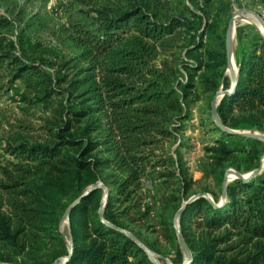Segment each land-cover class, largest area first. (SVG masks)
Returning <instances> with one entry per match:
<instances>
[{"label": "rangeland", "instance_id": "obj_1", "mask_svg": "<svg viewBox=\"0 0 264 264\" xmlns=\"http://www.w3.org/2000/svg\"><path fill=\"white\" fill-rule=\"evenodd\" d=\"M134 4L156 14L160 20L179 17L188 19L191 25L177 27L158 47L157 65L170 76L179 98L183 97L179 109L170 112L167 125L170 137L159 140V149L155 151L158 155L155 159L166 160V166L150 170L141 179L140 188L112 208L114 221L152 250L162 264H189L190 259L184 261L178 238H174L181 207L201 193L220 202L226 174L229 184L235 179L234 172L246 176L257 168L260 170L255 175L264 171V139L220 140L222 134L216 130L211 116L215 93L231 89L237 75L232 58L228 67L225 46L221 45L229 20L245 9L257 14L264 23V0H0V16L10 22L0 32L14 42V52L23 61L47 71L55 80L65 79L54 83L56 89H64L63 93L59 90L50 98L38 101L41 92L28 88L21 80L11 82L9 74L0 68V179L7 181L5 170L15 177L16 165H26L12 155V146L18 145L17 141H41L57 129L65 128L64 135L82 139L83 143L65 148L62 161H54L28 178L46 201L52 200L53 195L60 196L63 211L58 215L59 238L51 244L48 240L45 243L46 239H37L22 253L0 242V264H63L69 251L70 231V220L64 213L84 193H73L80 184L76 183V176L86 184L85 190L93 185L105 186V189L97 187L101 189L99 204L90 206L99 210L106 195L104 211L109 196L115 194V186L128 174L116 150L101 143L84 156L96 163L93 168L97 178L74 168L71 160L81 146L87 141L98 143L105 132L97 115L79 122L70 121L72 128L66 130L72 119L66 112L91 105L83 86H69V82L83 77L82 70L87 66L80 58L82 50L76 29H95L96 9H125ZM236 19L232 26L233 52L239 36L250 41L262 36L263 31L251 15L237 14ZM196 65L198 69L194 70ZM220 99L221 95L217 96V105ZM252 116L248 112H236L234 120L245 124L249 119L254 120ZM255 120L264 127V121L257 116ZM230 129L264 135L257 124L242 130ZM171 159L175 164H170ZM184 171L188 173L185 179L190 181L186 196L180 194L181 181L176 178ZM122 211L124 216L119 214Z\"/></svg>", "mask_w": 264, "mask_h": 264}, {"label": "trees", "instance_id": "obj_2", "mask_svg": "<svg viewBox=\"0 0 264 264\" xmlns=\"http://www.w3.org/2000/svg\"><path fill=\"white\" fill-rule=\"evenodd\" d=\"M93 23V30L76 29L82 50L80 58L87 66L81 79L69 82V86L85 88L91 105L67 111L72 119L66 130L72 128L70 121L97 115L105 135L98 143L85 142L71 162L78 171L97 178L93 168L96 163L84 156L101 143L116 150L129 171L115 186V194L109 196L102 216L98 208L90 207L99 204L100 188L91 190L72 208L69 220L73 252L63 264H155L142 247L118 229L124 228L114 221L115 213L111 210L140 188L141 179L150 170L166 166V160L155 159V151L159 149V140L170 137V112L179 109L183 97L179 98L170 76L157 65L158 47L177 27L189 28L191 21L179 17L163 21L134 4L125 9H96ZM9 25V20L0 16V30ZM244 38L239 36L233 52L237 67L235 86L232 94L221 97L217 115L222 124L234 130L254 124L264 130L262 122L255 120L257 116L264 121V38ZM221 45L225 46L223 40ZM14 50V42L0 32V68L9 74L11 82L21 80L28 88L41 92L38 101L50 98L56 91L64 92L54 87L55 82L64 78L55 80L37 65L23 61ZM197 69L196 65L194 70ZM236 112L251 113L254 120L237 123ZM213 123L222 134L220 140L252 139L228 133L214 120ZM64 129H57L41 141L22 139L12 146V155L26 165H16L15 177L5 170L7 181L0 179V242L15 252H24L37 239L51 244L60 236V196L53 195L52 200L46 201L28 178L54 161H62L65 148L83 144L82 139L64 135ZM170 164L175 162L171 159ZM170 175L176 176L175 172ZM181 176L176 178L181 181L180 194L186 196L190 182L185 179L187 171ZM77 182L79 187L73 193L80 194L86 184L78 176ZM226 195L221 206H216L218 199L212 203L200 196L182 210L179 226L190 251L189 264H264V171L247 181L235 178L227 184ZM119 214L124 216L125 211Z\"/></svg>", "mask_w": 264, "mask_h": 264}, {"label": "water", "instance_id": "obj_3", "mask_svg": "<svg viewBox=\"0 0 264 264\" xmlns=\"http://www.w3.org/2000/svg\"><path fill=\"white\" fill-rule=\"evenodd\" d=\"M237 14H248V15H251L253 17H255L260 25L262 26L263 28V31H262V36L264 38V23L263 21L257 16V14H255L254 12L250 11V10H245V9H242L240 11H238ZM237 14H234L233 17L229 20V23H228V27H227V30H226V37H225V50H226V55H227V65L228 67L231 66V58H232V61L234 63V65L236 66L235 64V60H234V55H233V50H232V34H233V31H232V26H233V23H234V20L236 19V15ZM235 82H236V78L233 79V87L231 89H227L223 92H216L212 101H211V116H212V119L225 131H227L228 133H235V134H239L241 136H244V137H249V138H263L264 139V135H258V134H246V133H242V132H239V131H233L231 130L230 128H226V127H222L221 125V121L217 115V96L221 95V97H223L225 94H232V91H233V88L235 86ZM221 125H220V124ZM260 170V168H257L255 170H253L252 172H250L249 174H247L246 176L243 175V174H240L238 172H234V175H235V178H239V179H242L244 181H247L250 177L254 176L258 171ZM227 184H228V174L225 175L224 179H223V183H222V200L220 201V203L216 206H221L224 202H225V194H226V187H227ZM97 187H102L105 189V186H101V185H93V186H90L89 188H87L84 193L78 197V199L72 203L66 210H65V213H64V217L69 219V214H70V211L72 210V208L82 199V197H84L85 195H87L91 190L97 188ZM200 196H204V197H208L206 193H201L197 196H195L194 198L190 199V202L193 201L194 199L200 197ZM106 197V195H105ZM103 198L102 201H101V207L99 208V215L102 216V213H103V206L106 202V198ZM209 201L213 203L212 199L209 198ZM189 203V202H188ZM186 206V204L184 206L181 207L180 209V213L182 212V210L184 209V207ZM107 225H110V226H113L112 224H110L109 222H106L105 220H103ZM115 228H117L116 226H113ZM120 229L121 231H123L125 234H127L130 238H132L140 247H142L144 249V251L146 252L147 256L151 259V261L155 264H162L156 257H155V254L153 253L152 250H150L148 247H146L139 239H137L133 234L129 233L127 230L125 229H122V228H118ZM176 234H177V238H178V241H179V244H180V247L183 251V254H184V261L187 260V259H190L191 258V255H190V251L188 249V246L182 236V233H181V230H180V226H179V222H178V225H176ZM68 248H69V251H68V254L67 256L65 257V261L64 263L69 260V258L71 257L72 255V252H73V239H72V234H71V231H69V242H68ZM56 264V263H54Z\"/></svg>", "mask_w": 264, "mask_h": 264}, {"label": "bare ground", "instance_id": "obj_4", "mask_svg": "<svg viewBox=\"0 0 264 264\" xmlns=\"http://www.w3.org/2000/svg\"><path fill=\"white\" fill-rule=\"evenodd\" d=\"M236 20H242V21H245V19H244V18H243V19H242V18H239V19L237 18ZM248 20H249V19H248Z\"/></svg>", "mask_w": 264, "mask_h": 264}]
</instances>
